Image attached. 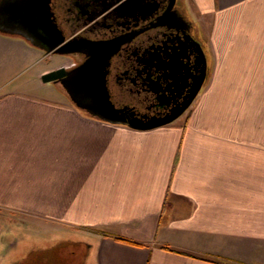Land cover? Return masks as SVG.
I'll return each instance as SVG.
<instances>
[{
	"label": "crops",
	"instance_id": "0c3cea01",
	"mask_svg": "<svg viewBox=\"0 0 264 264\" xmlns=\"http://www.w3.org/2000/svg\"><path fill=\"white\" fill-rule=\"evenodd\" d=\"M176 2L222 73L151 130L88 116L53 84L13 88L67 65L0 34V209L67 226L70 264H264V73H239L264 63V0ZM30 237V264H47Z\"/></svg>",
	"mask_w": 264,
	"mask_h": 264
},
{
	"label": "flooded vegetation",
	"instance_id": "af4514ba",
	"mask_svg": "<svg viewBox=\"0 0 264 264\" xmlns=\"http://www.w3.org/2000/svg\"><path fill=\"white\" fill-rule=\"evenodd\" d=\"M123 2L125 5L121 7ZM152 3L150 9H144V0L52 1L63 28L74 33L73 36L111 42L106 67L111 99L114 104L133 108L137 115L148 118L163 116L181 104L202 69L206 73L204 85L209 65L204 43L196 36L194 25L180 12L177 2L173 6L172 0ZM108 4H112L110 11L99 16ZM91 18L94 20L83 26ZM193 40L200 44L203 55H198ZM62 57L70 63L64 68L71 70L83 64L87 54L75 51ZM166 73H175L171 87L175 94L168 101L159 98L168 88Z\"/></svg>",
	"mask_w": 264,
	"mask_h": 264
},
{
	"label": "water",
	"instance_id": "95a60500",
	"mask_svg": "<svg viewBox=\"0 0 264 264\" xmlns=\"http://www.w3.org/2000/svg\"><path fill=\"white\" fill-rule=\"evenodd\" d=\"M52 1L0 0V34L18 36L45 55L65 56L75 51H84L87 54L85 62L71 70L60 67L43 74L40 77L43 84H59L74 107L91 117L139 131L171 124L190 107L202 88L206 74L203 73V69L186 99L177 107H172L163 116L148 118L144 114L137 115L133 108L114 104L107 85L106 73L110 54L107 49L110 48L111 42L91 41L79 34L73 36L74 33L63 28L61 19L53 10ZM152 1L144 0V9H150ZM175 1L172 0L171 6L175 4ZM124 5L125 2L121 7ZM111 7L112 4H108L98 15L101 16ZM92 20L94 18L89 19L83 26L90 24ZM193 41L197 46L198 55H203L200 44L196 40ZM166 74L168 88L159 95V98H165L168 101L171 100L170 96L175 94L171 89L174 85L175 73Z\"/></svg>",
	"mask_w": 264,
	"mask_h": 264
},
{
	"label": "rangeland",
	"instance_id": "374dc122",
	"mask_svg": "<svg viewBox=\"0 0 264 264\" xmlns=\"http://www.w3.org/2000/svg\"><path fill=\"white\" fill-rule=\"evenodd\" d=\"M180 12L182 13L181 10ZM205 52L209 59V65L207 69L208 77L206 81L208 82V79L211 77L212 73L222 72L220 71L216 63V66L212 63V56L208 47L205 48ZM50 59L52 62H54L55 66L65 64L67 66L70 65L68 60L64 57L52 56L50 57ZM259 63L260 62L251 63L250 69H248L247 72L242 71L239 73H264V70L262 69L255 70V66ZM260 66L264 67V63H260ZM39 67H42L41 63H38L36 67H34V69H39ZM25 71L21 70L18 72V75L12 80V87L14 88L15 86H17V84L20 86H24L25 84L33 93H38V95L45 96L47 93L41 89H43V87H46L47 85L42 84L39 79L38 82L35 79L33 80L31 78V76H33V73H31V76H28ZM30 78L33 81L32 84L29 83ZM55 85L61 92L64 93L62 87L59 84ZM183 116L184 114L180 116L176 121H181ZM8 209L10 208H7V210L0 209V236L4 232H6V235L12 233V235L2 238L4 239L3 242L5 243V246L3 250L0 251V258H2L0 260V264H17L19 259L23 256V253L26 254L29 251L28 246L30 245L31 240L33 241V239L30 237L31 235L36 236V240L41 241L38 246H41L42 244H44V242L45 244H49V246H46V250L44 249V254H42L44 256V261L47 264H70L71 262L79 263V260H81L82 257V253L80 251V248H76L78 247L76 246V244H71L70 240L66 239L65 244L68 245V247H65L63 251L61 250V247L59 245V241H61V239L67 238L66 235H62V237L60 238L61 231L66 230L65 228H68L67 226L61 224L55 225L56 223H49L44 220H41V218H43L42 215H39L40 217L34 218L35 216L31 217L30 215H28L30 213H27V211H24V213L22 214L18 211L14 212L13 210ZM82 236H84V234H82ZM69 238L74 239L72 237ZM82 240L86 241L84 237H82ZM12 248H14V250L11 251L10 249ZM71 251H75V253L73 254L74 256L70 254ZM4 257L5 259H3ZM27 264H30V260L27 261Z\"/></svg>",
	"mask_w": 264,
	"mask_h": 264
},
{
	"label": "trees",
	"instance_id": "16d2710c",
	"mask_svg": "<svg viewBox=\"0 0 264 264\" xmlns=\"http://www.w3.org/2000/svg\"><path fill=\"white\" fill-rule=\"evenodd\" d=\"M165 249H167V248H165ZM168 250V249H167ZM29 251L25 254V253H23V256L19 259V261H18V263L19 264H27V261L29 260Z\"/></svg>",
	"mask_w": 264,
	"mask_h": 264
}]
</instances>
